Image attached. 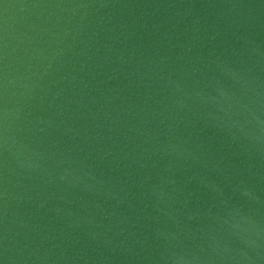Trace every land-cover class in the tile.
Returning a JSON list of instances; mask_svg holds the SVG:
<instances>
[{
    "label": "water",
    "instance_id": "95a60500",
    "mask_svg": "<svg viewBox=\"0 0 264 264\" xmlns=\"http://www.w3.org/2000/svg\"><path fill=\"white\" fill-rule=\"evenodd\" d=\"M0 264H264V0H0Z\"/></svg>",
    "mask_w": 264,
    "mask_h": 264
}]
</instances>
